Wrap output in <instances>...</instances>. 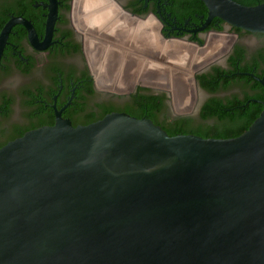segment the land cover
Listing matches in <instances>:
<instances>
[{"label":"water","instance_id":"water-1","mask_svg":"<svg viewBox=\"0 0 264 264\" xmlns=\"http://www.w3.org/2000/svg\"><path fill=\"white\" fill-rule=\"evenodd\" d=\"M202 1L208 21L264 34V3ZM154 22L160 41L202 53L212 36H230L189 77L188 109L177 111L173 94L158 86L101 89L91 66L95 84L117 94L138 85L166 91L175 114L190 115L196 76L226 56L237 36L214 33L198 46L166 40ZM0 264H264V103L233 139L171 137L150 119L111 113L76 127L59 114L54 126L9 142L0 149Z\"/></svg>","mask_w":264,"mask_h":264},{"label":"flooded vegetation","instance_id":"flooded-vegetation-1","mask_svg":"<svg viewBox=\"0 0 264 264\" xmlns=\"http://www.w3.org/2000/svg\"><path fill=\"white\" fill-rule=\"evenodd\" d=\"M235 1L257 6L264 0ZM112 2L143 21L133 22L123 12L110 7L106 0H0V149L28 132L54 126L59 114L74 127L98 121L106 106L119 108L130 104L139 89L145 95H164L171 116L180 117L175 114L172 99L166 91L138 85L131 94H117L99 90L95 84L96 78L101 89L117 92H126L132 87L118 91L99 84L101 69L108 63L112 50L128 52L126 49L134 42V49L144 53L142 56L148 60L162 57L170 43L158 39V25L154 21L159 23L160 34L166 40H180L198 46L205 45L214 33L236 35L237 40L230 52L197 76L214 74L216 69H221L225 71L224 79L249 77L264 89L258 80H264V54H261L264 43L252 46L246 40L250 36L263 39L264 34L243 30L238 34L237 28L219 18L208 21V9L202 0ZM12 22L14 24L9 27ZM121 23L132 29L121 26ZM144 28L149 29L151 35L147 46L137 44L139 32ZM120 33L129 35L130 41L118 37ZM96 54L98 58L94 61L93 55ZM91 66L97 73L95 78ZM243 68L248 70L243 71ZM197 76V106L193 113L185 116L197 117L202 106L212 98L226 101L234 96L241 99L245 96L244 90L235 85L211 93L201 86ZM137 83L160 86L173 94V90L165 85ZM245 92L251 96L263 94L256 86L255 89H245ZM253 101L263 106L264 100ZM189 102L190 93H187L185 103ZM113 113L125 112L114 110Z\"/></svg>","mask_w":264,"mask_h":264},{"label":"trees","instance_id":"trees-1","mask_svg":"<svg viewBox=\"0 0 264 264\" xmlns=\"http://www.w3.org/2000/svg\"><path fill=\"white\" fill-rule=\"evenodd\" d=\"M236 30L238 34L242 32L241 29L237 28ZM261 54L263 55L264 51ZM232 65H236L234 60ZM247 70V68H243V71ZM224 75L225 71L216 69L214 74H203L197 76V79L201 81V86L211 93L219 91L220 89L229 88L233 85L239 86L245 93L243 99L238 96H234L232 99L227 98L226 101L219 98H212L202 106L197 117H172L168 106L164 102V95H145L139 89L132 96V102L130 104L120 106L119 108L106 106L101 119L113 113L114 110H118L138 119H150L171 137L195 135L204 139L237 138L245 133L260 117L263 106L254 102L253 99L264 100V89L249 77L224 79ZM222 77L223 79H219ZM251 83L255 85L251 86ZM255 86L261 88L263 94L256 93L251 96L245 92V89L249 87L255 89ZM249 101L250 103L247 104ZM94 122L97 121H90V124Z\"/></svg>","mask_w":264,"mask_h":264},{"label":"bare ground","instance_id":"bare-ground-1","mask_svg":"<svg viewBox=\"0 0 264 264\" xmlns=\"http://www.w3.org/2000/svg\"><path fill=\"white\" fill-rule=\"evenodd\" d=\"M95 4H97V1ZM119 21L123 22L127 20L120 19ZM121 26L132 29L130 25H125L124 23H121ZM125 35L120 33V36L118 37L130 41V34ZM150 36L149 29H141L138 35L137 44H144L146 46L150 45ZM229 37L230 36H212L209 40L210 48L204 53L199 49H194L187 45L170 43L165 49L162 57L155 59L154 61L148 60L146 57L142 56L144 53L141 54L134 49L133 46L135 43L133 42L132 47L126 49L128 52H118L116 50L110 52L108 63H104L105 66L103 65L104 67L101 69L98 78L99 84L101 86L114 88L118 91L125 90L137 81H143L154 85H165L173 90L176 110L179 112H185L189 106V103H185L186 94L190 93L189 77L195 69L202 67L210 61L212 57L217 56L222 48L227 45ZM101 39H103V37ZM93 47H95V45ZM97 58L98 54L93 55L94 61H97ZM94 73L95 76H97L96 71Z\"/></svg>","mask_w":264,"mask_h":264},{"label":"rangeland","instance_id":"rangeland-1","mask_svg":"<svg viewBox=\"0 0 264 264\" xmlns=\"http://www.w3.org/2000/svg\"><path fill=\"white\" fill-rule=\"evenodd\" d=\"M246 40L252 46H257L259 44H263L264 43V38L263 39H258V38H255L253 36L247 37Z\"/></svg>","mask_w":264,"mask_h":264}]
</instances>
